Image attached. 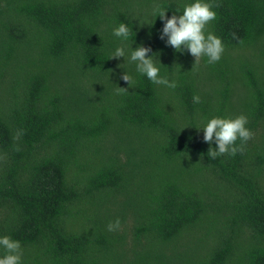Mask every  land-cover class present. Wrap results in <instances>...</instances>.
Listing matches in <instances>:
<instances>
[{
  "label": "trees",
  "instance_id": "16d2710c",
  "mask_svg": "<svg viewBox=\"0 0 264 264\" xmlns=\"http://www.w3.org/2000/svg\"><path fill=\"white\" fill-rule=\"evenodd\" d=\"M181 3L0 0V235L22 264H264V0H212L214 64L159 38ZM119 22L175 88L108 58ZM240 113L243 150L209 157L197 127Z\"/></svg>",
  "mask_w": 264,
  "mask_h": 264
},
{
  "label": "clouds",
  "instance_id": "9594fccd",
  "mask_svg": "<svg viewBox=\"0 0 264 264\" xmlns=\"http://www.w3.org/2000/svg\"><path fill=\"white\" fill-rule=\"evenodd\" d=\"M165 10L161 9L155 13L159 14L162 26L159 31V38L164 40L174 51L183 53L185 50L199 62L202 57L206 58L208 64H214L221 59L224 52L222 39L208 30V25L215 20L217 12L212 0H182L181 5L167 17ZM135 18V17H133ZM153 23V21H152ZM151 23V24H152ZM149 24V25H151ZM133 29L129 23L119 22L112 28V35L119 39L120 43L112 50L108 58L123 57L132 66L134 72L146 77L155 85H163L167 88H175L176 81L170 80L167 74H161V65L157 54L151 47L144 43L133 44ZM119 67L123 68L120 65ZM120 79L128 86L135 85V78L131 72L123 68ZM127 90L125 87H118V90ZM199 94H193L192 101L200 103ZM248 117L243 114L214 115L204 119L198 129H202V139L209 144L207 155L213 159L220 155H235L243 150V144L252 136V131L246 125ZM239 140L240 144L236 141ZM215 147H212V142ZM120 225L119 218L107 225L109 231L117 229ZM0 264H22L23 249L18 239L7 234L0 235Z\"/></svg>",
  "mask_w": 264,
  "mask_h": 264
}]
</instances>
